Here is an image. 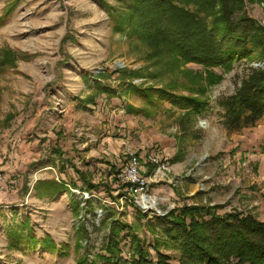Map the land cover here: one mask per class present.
<instances>
[{"label":"rangeland","instance_id":"374dc122","mask_svg":"<svg viewBox=\"0 0 264 264\" xmlns=\"http://www.w3.org/2000/svg\"><path fill=\"white\" fill-rule=\"evenodd\" d=\"M107 2L114 5L112 0ZM5 5L6 0H0V15ZM243 11L264 25L260 4H247ZM109 29L108 15L97 0H20L0 27V57L6 50L16 54L14 68H0V158L22 142L33 155L29 165L18 157L13 159L20 173L2 171L0 264H74L77 229H83L81 253L92 258L109 236L104 216L131 223L136 207L150 218L185 204L219 205L218 214L237 210L264 222V116L251 127L230 132L218 105L234 94L246 67L238 63L228 74L213 70L222 80L208 90L210 109L186 130L175 117L160 114L146 119L126 114L127 106L139 108L141 102L120 91L111 99L99 95L94 105L82 107L77 98L90 94L99 78L104 77L103 84L116 90L118 71L148 65L142 48ZM183 69L204 75L199 65L188 64ZM148 71L154 73L152 67ZM143 82L138 79L133 84ZM70 114L80 118L74 122ZM64 119L74 124L68 144L59 126ZM54 140L56 145L51 146ZM55 147L68 149L74 156L58 162L52 152ZM149 150L169 160L164 176L153 174L146 156ZM128 154L139 158L147 189L131 193L123 187L129 181ZM175 157L180 161L172 163ZM71 167L97 187L91 194ZM51 179L68 185L80 202L78 215L71 211L66 193L52 201L35 196V183ZM150 179L161 180L153 183ZM145 196L156 200L152 208L144 204ZM86 200H92L93 206L87 207ZM13 216L16 222L28 218L37 238L49 235L57 245L69 244L67 255L9 249L5 232L16 225ZM122 247L126 254L127 246ZM166 253L176 260V251Z\"/></svg>","mask_w":264,"mask_h":264},{"label":"trees","instance_id":"16d2710c","mask_svg":"<svg viewBox=\"0 0 264 264\" xmlns=\"http://www.w3.org/2000/svg\"><path fill=\"white\" fill-rule=\"evenodd\" d=\"M19 1L6 0L0 27ZM97 1L108 15L110 32L142 48L148 65L118 71L116 90L103 84L104 77L99 78L90 94L77 98L78 105H94L99 95L111 99L120 91L141 102L139 108L127 106L126 114L146 119L160 114L175 117L186 130L210 109L208 90L222 80V75L213 70L228 74L242 63L246 74L239 86L233 95L218 102L223 125L230 132L239 131L264 116V25L243 11L247 4H260L264 11V0H112L114 5L107 0ZM15 56L3 51L0 68H14ZM188 64L201 66L204 75L183 69ZM167 76L170 78L165 81ZM138 79L145 82L133 84ZM52 152L61 162L64 153L58 147ZM179 159L173 158L172 163ZM72 169L91 194L97 187L85 179L83 172ZM123 187L131 193L136 190L129 182ZM34 191L38 199L49 201L66 193L71 211L78 215L82 210L77 197L62 181H37ZM84 203L93 206L92 200ZM221 208L185 204L149 218L136 207V219L131 223L105 215L102 221L108 223L109 236L92 258L81 253L83 229L74 231V264H264V222L237 210L218 214ZM12 224L16 225L5 232L9 249H41L52 255L69 252V244L57 245L49 235L37 238L28 218L16 222L13 216ZM123 244L128 249L126 254ZM169 249L177 252L176 260L166 253Z\"/></svg>","mask_w":264,"mask_h":264},{"label":"crops","instance_id":"0c3cea01","mask_svg":"<svg viewBox=\"0 0 264 264\" xmlns=\"http://www.w3.org/2000/svg\"><path fill=\"white\" fill-rule=\"evenodd\" d=\"M71 115V118L73 119V121L75 122L76 120H78V118H80L79 116H74L73 114H70ZM55 125H58V122H55ZM55 125H53V126H51V130H54V126ZM59 126H61L63 129V131H62V136H64V137H66L65 139H64V141H67V142H65V143H69V142H71V137L69 136V134H70V132H71V130H72V128H73V126H74V124L73 125H70V124H67V122H66V119H64L63 121H62V124L61 125H59ZM60 130V128L59 129H57V131H59ZM60 133H58L57 135H59ZM56 135V136H57ZM19 136H21V135H19ZM56 136H54V138H57L58 139V137H56ZM108 138H105L104 140H107ZM94 140V137H92L90 140H89V142L90 141H93ZM14 145V144H13ZM50 145L52 146V145H56V142H55V140L54 141H51V143H50ZM57 145H59L58 143H57ZM11 148H13V146L11 145L10 146ZM76 147V149H77V146H75ZM8 151V150H7ZM7 151H5V152H3L2 154H1V157L2 158H0L1 159V161H0V170L1 171H4L5 173H10V175H13L14 173L16 174V172H17V174H18V172L20 173L21 171L18 169V165H16L15 164V162H14V158H16V157H18V161L20 160V161H22V162H26L28 165H29V163L31 162V160H32V158H33V155H32V153H31V149H30V146L29 145H26L25 144V142H22V143H17L16 144V149H13L12 150V152L11 153H8ZM62 151H63V153H64V155H63V157H65L66 156V158H72L73 156H74V152H71L70 150H68V149H62ZM66 152H68V153H66ZM89 155H91V153H88ZM62 157V158H63ZM16 166H15V165ZM48 168V167H47ZM48 179V178H47ZM21 181L23 180V178L22 179H20ZM20 184H21V182H20ZM21 187V186H20ZM19 190H21L20 188H19Z\"/></svg>","mask_w":264,"mask_h":264},{"label":"built area","instance_id":"2783aa9c","mask_svg":"<svg viewBox=\"0 0 264 264\" xmlns=\"http://www.w3.org/2000/svg\"><path fill=\"white\" fill-rule=\"evenodd\" d=\"M146 156H147V160L148 163L154 167V171L153 174L155 173V176L157 175H161L164 176L165 172L169 171V160L163 158L162 156H160L158 153H156L154 150H149L146 152ZM139 158L137 157V155H133V154H128V158L126 161V171L128 174V180L127 182L133 184L136 186V189L139 190H144L148 188V183H146L145 178H143L141 175L142 174V166L139 163ZM5 174L0 171V190L4 188V183H5ZM158 181H151L150 182H159L161 179H157ZM147 199L148 196H145ZM158 215V214H157ZM159 215H163V214H159Z\"/></svg>","mask_w":264,"mask_h":264},{"label":"bare ground","instance_id":"6f19581e","mask_svg":"<svg viewBox=\"0 0 264 264\" xmlns=\"http://www.w3.org/2000/svg\"><path fill=\"white\" fill-rule=\"evenodd\" d=\"M143 202L145 205H149L150 208L153 207V205L156 204V200L155 199H147L146 197H143Z\"/></svg>","mask_w":264,"mask_h":264}]
</instances>
